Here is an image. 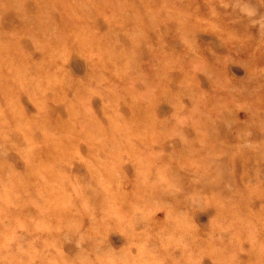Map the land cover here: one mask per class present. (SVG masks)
Here are the masks:
<instances>
[{"label":"clouds","instance_id":"9594fccd","mask_svg":"<svg viewBox=\"0 0 264 264\" xmlns=\"http://www.w3.org/2000/svg\"><path fill=\"white\" fill-rule=\"evenodd\" d=\"M0 264H264V0H0Z\"/></svg>","mask_w":264,"mask_h":264},{"label":"rangeland","instance_id":"374dc122","mask_svg":"<svg viewBox=\"0 0 264 264\" xmlns=\"http://www.w3.org/2000/svg\"><path fill=\"white\" fill-rule=\"evenodd\" d=\"M214 46V45H213ZM73 67L79 71V65L78 64H74ZM234 73L239 76V75H242V70L241 69H234ZM26 106L29 108V110H31V106L30 105H27ZM52 119L53 120H56L58 118H62L63 115H64V112H63V108L62 107H56L54 108L53 112H52ZM241 118H243V113H241ZM75 171H79V168L75 169ZM158 215H162L161 214H158Z\"/></svg>","mask_w":264,"mask_h":264}]
</instances>
